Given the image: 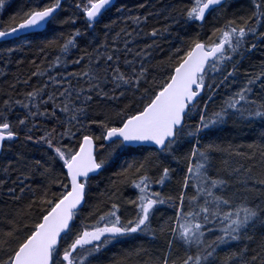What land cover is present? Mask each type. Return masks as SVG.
Instances as JSON below:
<instances>
[{
  "label": "snow or ice",
  "instance_id": "6c2138e0",
  "mask_svg": "<svg viewBox=\"0 0 264 264\" xmlns=\"http://www.w3.org/2000/svg\"><path fill=\"white\" fill-rule=\"evenodd\" d=\"M0 41L35 50L0 70V264H264V0H22Z\"/></svg>",
  "mask_w": 264,
  "mask_h": 264
},
{
  "label": "trees",
  "instance_id": "16d2710c",
  "mask_svg": "<svg viewBox=\"0 0 264 264\" xmlns=\"http://www.w3.org/2000/svg\"><path fill=\"white\" fill-rule=\"evenodd\" d=\"M21 2H22V0H12V6L10 8H8L7 11L0 10V21L7 22L8 17L10 15L15 14V12L17 11V9L20 7ZM125 2L128 4V6L130 8H136L137 5H138V3L139 2H142V0H125ZM156 2L157 3L167 2V0H156ZM150 24H155V20L150 21ZM12 46H14V45H11V44L5 45V44H3L2 41L0 42V49H2L4 47H12ZM34 51H35L34 49L31 52L26 49L24 53H17L14 59L23 58L25 60V63L23 65L18 66V65H16L13 62L12 64L8 65L7 68H4V66H3V60L4 59H8V57H6L2 53H0V70L6 71V72L9 73L8 82H11L12 81V74H18L21 77H26V75L28 73V70H29L28 61L33 58L32 53ZM258 57H259V53H257V58ZM6 88H7V84L5 83L4 78L3 77H0V90H4ZM247 142H248L247 140H242V139L235 140V143H238V144L239 143H247ZM32 155L36 159H39L41 157L40 151H34L32 153ZM137 155H138V153H137ZM127 158L128 159H131V157H127ZM123 159L124 158L118 159L115 162V165L113 167H111L108 171L102 173L101 176L96 177V179L93 182L94 189L96 187V182L97 181H99V189L100 190H103L106 187V185L108 184V177L111 175V172L118 170L119 165L121 163H123ZM125 196L126 197H129V198H134L135 193L131 189H126L125 190ZM160 213H166L167 215H171V211L168 209V207L166 205L165 206H161ZM160 213H157V215L159 216ZM141 242H142L141 240H132V239L129 238V239H127V241H126L125 244H117L115 247H113L111 249V251H109L107 253V255L109 257H111L113 255L119 256V254H120V252L122 250L131 248V247H133L135 245L140 244Z\"/></svg>",
  "mask_w": 264,
  "mask_h": 264
},
{
  "label": "water",
  "instance_id": "95a60500",
  "mask_svg": "<svg viewBox=\"0 0 264 264\" xmlns=\"http://www.w3.org/2000/svg\"><path fill=\"white\" fill-rule=\"evenodd\" d=\"M1 42V41H0Z\"/></svg>",
  "mask_w": 264,
  "mask_h": 264
}]
</instances>
